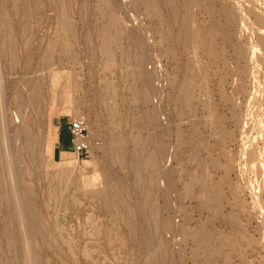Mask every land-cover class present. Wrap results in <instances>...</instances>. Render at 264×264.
<instances>
[{"label": "rangeland", "instance_id": "1", "mask_svg": "<svg viewBox=\"0 0 264 264\" xmlns=\"http://www.w3.org/2000/svg\"><path fill=\"white\" fill-rule=\"evenodd\" d=\"M16 1L0 0V46L7 36L6 29L10 23L17 38L20 54L23 44H21L22 31L19 26L22 19ZM38 1L40 0L31 1L28 6L31 8L28 20L29 32L27 31L29 34L25 35L28 39H34L30 40L34 69L32 68L28 78L33 80L40 73L45 77L42 81L47 85L46 90L47 88L54 90L57 92L56 95L68 92L80 97L78 99L81 103H79L80 113L82 116L84 114L89 124H93L91 129H88V139L91 138L97 149H90V157L83 161H80L74 153H64L61 163L50 157L48 153L53 154L52 145L47 142L50 114L57 113L65 123L75 115L72 109L65 106L61 96L60 98L57 96V100L53 101L48 93L44 94L45 98L48 95L46 99L48 101L44 105L46 111L43 109L42 112V108H38L37 114L35 112L39 127L35 126L33 132L37 143L41 142L39 153L34 162L36 164L31 165L34 169L32 174L28 175L29 177L25 176V179L26 177L29 179L25 180L24 187L29 185L27 187L33 188L34 198L31 197L33 201H30L24 199L25 190L22 189L23 186L21 189L16 186L14 175L9 173L10 175L6 177L5 172L1 170L3 163L9 170L12 161L8 143L5 142L7 139L3 140L4 148L8 151H4V157L0 155V175L2 174L0 176V264H8V262L9 264H175L180 260L184 264H195L191 253L201 240L199 236H211L215 232L216 235L233 232L237 235L238 244L244 250L245 260H248L249 264H264V0H178L177 4H167L166 0H154L149 7L143 3V0H133L136 6L126 0H72L67 4L65 0ZM190 1L194 6L187 11L185 5ZM185 2L186 4H183ZM155 3L162 4L167 24L163 25L160 20L153 17L152 7ZM126 4H129V7ZM175 9L179 10L182 16H187L189 13L192 16L187 22L189 26L187 32L174 20ZM68 15H71L74 23L79 26L76 36L71 34L70 26L66 25ZM133 17H137V20ZM111 19L117 20L121 25L118 27L124 29L121 33L125 30H137L138 26L136 33L140 34L144 43L136 41L137 45L131 44L123 36L124 46L126 44L124 52L115 49L111 58L112 56L107 55L105 51L103 37L98 35L96 30L92 35L94 37L87 41L80 35V26L86 28L91 25L93 28L97 25H105ZM131 20L134 21V25ZM81 22L86 27L82 26ZM168 29L181 34L185 37V41L197 36L200 37V42L198 45L190 43L188 46L181 40L170 39L164 42L161 38L162 33ZM113 30L110 29V32H115ZM139 45H144L143 51L140 50ZM169 48L173 49L175 54H171ZM136 57L146 63L144 70L150 72L158 70V81L154 84L158 85L160 95L154 97L152 104L159 103L161 119L151 124L152 126L144 119L146 106L128 95L131 87L134 86L136 89L140 87L132 76L135 62L138 61ZM201 57L204 59V65L198 63ZM9 63V60L1 57L0 54V73L4 74V80L3 77L0 78V85L3 83V86L8 85L5 88L1 85V128L4 127L3 119L7 113V108L3 112L2 101L6 103L13 86L22 78L19 68L12 70ZM190 63L194 65L193 73L188 69ZM3 67L4 69H1ZM187 78H192L195 86L202 85L207 91L203 96L197 94L199 98L191 107L170 100L173 95L181 94L179 86ZM110 82H116L115 97L112 95V92L115 93L114 90L106 91ZM3 90L5 96L2 95L5 94ZM252 90L256 92L254 100L250 93ZM7 91L10 93L8 94ZM117 93H125L127 102L126 106L118 107L119 112L112 115L110 107L107 109L103 104L108 102L109 106L116 107L114 98L118 97ZM105 96L108 99L104 98ZM95 98L96 104H94ZM85 101L90 102V111L85 106ZM116 102L118 103V98ZM249 107L254 111V116L251 118L246 117ZM91 111L94 114H90ZM38 113L44 114L41 117ZM100 119H103L102 122ZM94 122L97 124L95 125ZM249 122L254 125L252 129L248 128ZM161 127L163 130L158 129ZM146 129H149L147 130L149 133H146ZM113 130L118 136L120 135V140L123 137V141L130 144L135 140H141L144 135L152 136L154 130L158 133L164 132L163 140L168 153L166 159L161 162V169L168 171L169 175L161 179L160 186L164 188L166 186L164 182L171 181L174 187L170 185L173 189L169 194L172 199L175 198L176 206L163 210L162 216L166 220L173 217L172 226L161 224L151 230L147 227L146 216L138 215L141 191L136 180V163L130 161L125 166H119V163L117 165L112 159L106 161V151L114 144H111L110 139ZM0 135L2 139L7 138L4 130ZM19 157L15 160L20 163L27 160L25 155ZM254 160L262 164L261 172L253 170L251 164ZM24 163L22 167L25 166ZM200 167L211 171L213 175L211 183L222 184L221 197L210 201L212 205H219L220 216H217L220 210L200 207L199 197L201 194L205 198L209 197L212 191L211 183L202 189L194 188L192 194L186 193V184L191 183L192 174L197 173ZM73 168L76 170L74 169L70 179L81 178L83 186L79 189L80 192L73 183L70 185V181L66 178L64 179L67 181L66 185L63 180L61 185L59 180L62 173ZM103 171L112 174L109 188L116 187L119 182L127 187V193L130 195L125 193L124 197L117 198L118 200L121 198L123 202L126 198L132 199V204L127 208H121L119 204L122 200L116 199L111 209L108 207L107 209L100 200L92 197V191L104 188V178L101 177ZM66 172L64 175L68 173ZM92 177L93 180H102V183L99 182L101 185L88 186V182L93 181ZM53 186L56 189L53 188L50 193ZM61 186L65 190L63 193ZM31 205L39 208L38 215L35 216L30 212V215L27 214ZM40 219L44 222L43 225L39 223ZM41 228L53 232L52 235L58 237L59 249L62 253L65 251L64 254L60 253L62 257L58 249L52 248L47 243H41L39 240L40 231H43ZM132 231L140 241L136 247L131 243ZM150 232H155L158 241L164 244L161 246L155 244L152 248L146 239ZM12 238L16 241L8 245L7 241ZM225 249L229 253V249ZM230 259L228 264H243L238 254H232ZM216 262L224 264L222 259Z\"/></svg>", "mask_w": 264, "mask_h": 264}, {"label": "bare ground", "instance_id": "2", "mask_svg": "<svg viewBox=\"0 0 264 264\" xmlns=\"http://www.w3.org/2000/svg\"><path fill=\"white\" fill-rule=\"evenodd\" d=\"M31 1L33 0H17L16 1V6L17 8L19 7L20 8V13H19V16L21 17V23H20V29L22 31V37H21V44L22 45V49L20 51V54H19V51H18V46H17V41H16V37L14 36V32H13V28H12V25L9 23H7V29H6V33H7V30H8V33L6 34L5 31H4V35L6 34L7 36L3 39V42L0 46V54H1V57H5L9 60V64L11 65L12 67V70H15L16 67L19 68L20 70V75H22V78L16 82V84L13 86V91L12 93L10 94V96L8 97V100L5 102L2 101L3 103V112H5L6 108V116H5V119H3L4 121V129L1 128V123H0V133L2 130L6 131V137L5 139H2L0 137V155L2 156L4 154V151H8V150H5L4 148V141L7 139V142L8 143V148H9V151H10V155H11V158H12V161H11V166H9V170L6 169V167H4V163H3V166L1 167V170L5 172V176L7 177L8 175H10L9 173H11L12 175H14V179L15 182L17 183V187H20V189L22 188L23 186V190H25V198L24 199H27V200H32L34 197L32 196L33 194V188H30V187H27L29 185H27L26 187H24L25 185V180L29 177L28 175H31L32 172H33V168L31 167V165L33 164H36L34 162H36L37 160V157H38V149H39V145L40 143L38 144L37 143V140H36V136L33 135V132H34V127H39V122L36 120V114H37V109H41L42 112H44L45 110V107L44 105L46 104V100L48 95H50V99L51 100H57V96L60 98H62V100L65 102V106L72 109L73 110V113L75 115V117H77L78 115L81 116V113H80V102L78 101V99H80V97L76 94L75 96L71 95L70 93L68 92H62L59 93L56 95V91L54 90H51L49 88H47L46 90V84L45 82L42 81V79H44V75L43 77L41 76V74L39 72H41L39 70V74H37V76L35 77V79L33 78V80L31 78H28V75H30V72L32 71V57H31V51H32V47H31V41L32 39H28L27 38V34L29 31H28V20H29V15H30V12L29 10L31 8H28L29 4L31 3ZM41 1V0H40ZM38 1V2H40ZM72 0H65V4L67 3H71ZM129 2V4H133V0H126ZM136 1V0H135ZM134 1V2H135ZM154 0H143V3L146 4L147 7H149V5L152 4ZM124 2V1H123ZM167 4H177L178 3V0H166ZM36 3V2H35ZM127 3V2H125ZM39 4V3H38ZM124 4V3H123ZM129 4H126L127 6ZM183 4H186L183 3ZM125 5V6H126ZM135 5V3L133 4ZM137 5V4H136ZM135 5V6H136ZM23 6V7H22ZM43 6V5H42ZM131 6V5H130ZM194 6V3L193 2H189L187 5H185V9H187V11L189 9H191L192 7ZM38 7V6H37ZM129 7V6H128ZM133 7V6H132ZM69 8V7H68ZM153 8V17L160 20L161 23L164 25V24H167V19L165 18L164 14H163V6L161 3H155L154 4V7ZM36 10V9H35ZM135 10V9H134ZM137 10V9H136ZM69 11V9H68ZM61 12V11H60ZM131 12V11H130ZM135 12V11H134ZM138 12V11H137ZM129 13V12H128ZM134 14V13H133ZM128 15V14H127ZM132 15V13H131ZM130 15V16H131ZM136 15V14H135ZM133 15V16H135ZM132 17V16H131ZM192 16L190 15H187V16H182L180 11L179 10H176L175 9V14H174V20L177 21L179 24H181V27L185 29V31L187 32V28L189 27L187 25V22L190 20ZM135 18V17H133ZM66 25L67 26H70V30H71V34L73 36H76L78 34V30L77 28L79 27L78 25H76L74 23V21L72 20L71 18V15H68L66 17ZM85 19V18H84ZM137 20V17L135 18ZM135 19H133L135 21ZM32 20V19H31ZM84 21V20H83ZM133 21V22H134ZM132 22V20H131ZM132 22V23H133ZM83 24V22H81ZM136 24V23H135ZM41 25V24H40ZM121 26L119 24V22L117 20H109L105 25H97L95 27L92 28L91 25H89L90 27H86L84 26V24L82 26L86 27V28H82L80 26V35H82V37H84L87 40L89 39H92V35L94 33V31L96 30L98 35H100L101 37H103L102 40H104L103 42H105V46L104 48L106 49V53H108L107 55H110L112 56V54L114 55V52H115V49H118V50H122V53L124 52L123 50L125 49V46H124V42H123V36H125L127 38V40L131 43V44H136V41L137 42H143L141 40V36H139L140 34H137L136 32L138 31V24L136 25L137 26V30H135V32L131 29V30H125L124 33H121L123 30H121L119 27ZM134 25V23L132 24ZM140 25V23H139ZM30 26V25H29ZM88 26V25H87ZM100 26V27H99ZM135 26V27H136ZM41 27V26H40ZM134 27V26H132ZM110 29H114L115 32H110ZM83 30V32H81ZM113 30V31H114ZM28 31V32H27ZM115 33V34H114ZM29 34V33H28ZM29 37V36H28ZM92 37V38H91ZM162 41L164 42H168L171 40H181L182 42H184L186 44V46H188V44L192 43L193 45L195 44H199L200 42V37H197L195 36V38H191L189 41H185V37H183L181 34H178L176 33L174 30L172 29H168L167 31L163 32L162 33ZM60 39V38H59ZM34 40V39H33ZM32 40V41H33ZM78 40V39H77ZM101 40V39H100ZM59 41V40H58ZM63 41V40H62ZM75 41V40H74ZM92 41V40H91ZM55 42V41H54ZM57 42V41H56ZM60 43V42H59ZM128 44V42H126ZM144 43V42H143ZM142 43V44H143ZM72 44V43H71ZM56 45V44H55ZM104 45V43H103ZM134 45V46H135ZM52 46V45H51ZM140 46V45H139ZM138 46V47H139ZM144 46V45H143ZM143 46L141 45L140 46V50H142ZM20 47V46H19ZM57 47V46H56ZM130 47H133V46H130ZM52 48V47H51ZM20 49V48H19ZM134 49V48H133ZM139 49V48H138ZM46 50V49H45ZM72 50V48H71ZM135 50H136V47H135ZM40 51V50H39ZM131 51V50H130ZM171 52V54H175L174 50L169 48V50ZM52 52V51H51ZM64 52V51H63ZM66 52V51H65ZM117 53V51H116ZM127 53V52H126ZM139 53H142V52H139ZM145 53V52H144ZM137 54V53H135ZM51 55V54H50ZM125 55V53H124ZM131 55V54H130ZM129 55V56H130ZM141 55V54H140ZM138 55V58L139 56ZM149 55V54H148ZM107 57V56H106ZM133 57H134V54H133ZM113 58V56L111 57ZM137 57L136 59L138 61L135 62V67H134V71L132 73V76L136 79L135 81H137L139 83V88L136 89L134 86L130 88V93L128 91V95H130L132 97V99H135L138 100L139 102H141L142 104H144L146 106L145 108V113H143V115L145 114L144 116V119H146L148 121V124L149 125H153L155 124V122H158L160 121L159 119H161V112H160V107H159V103L153 105L152 101L154 99V97L156 98L157 96L159 97L160 93L157 89V86L154 84L155 81H158V70H155L156 71H153V72H150V71H146L144 70V68L146 69V63L141 59L139 60ZM152 58V57H151ZM150 58V59H151ZM129 59H131L129 57ZM134 59V58H133ZM135 61V59H134ZM149 61V60H148ZM147 61V62H148ZM153 61V60H152ZM151 63V61L149 62ZM148 63V64H149ZM198 63L199 65H204V59L203 57H201L200 59H198ZM49 64V63H48ZM147 64V65H148ZM194 65L192 63L189 64V67L188 69L191 70L192 72V69H193ZM38 68V67H37ZM40 68V67H39ZM114 68V67H112ZM128 68V67H127ZM1 69H4L1 68ZM34 69V68H33ZM109 69V68H108ZM148 69V68H147ZM153 70V69H152ZM103 71V70H102ZM109 71V70H108ZM5 73V71H3ZM37 73V72H35ZM94 73V72H93ZM193 73V72H192ZM111 74V73H110ZM122 74V72H121ZM4 74L0 73V78L3 77V80H4ZM6 75V74H5ZM11 76V74H9ZM46 76V75H45ZM51 76V75H50ZM106 76V75H105ZM12 77V76H11ZM30 77V76H29ZM53 78V77H51ZM2 79V78H1ZM74 79H77V78H74ZM80 79V78H79ZM78 79V80H79ZM14 80V79H13ZM35 80V82H34ZM46 81V80H44ZM113 81V80H112ZM126 81V80H125ZM12 82V81H11ZM73 82V81H72ZM105 82H108L107 80H105ZM128 82V81H127ZM126 82V83H127ZM2 83V82H1ZM111 83V82H110ZM116 82H112L111 84H108L107 85V88H106V91H110V90H114L116 88ZM4 84V83H3ZM3 84H1L3 86ZM8 84V83H7ZM74 84V83H73ZM78 84V83H76ZM107 84V83H106ZM118 84V83H117ZM157 84V83H156ZM0 85V96H1V92H2V86ZM10 85H12V83H10ZM137 85V84H136ZM135 85V86H136ZM195 82L193 81L192 78H187L184 80V82L182 83L181 86H179V90H180V95L179 96H175L173 95L170 100L173 101V103L175 102H180L182 105H189L190 107L192 106V104L197 100V98H199V96L197 97L196 95L199 94L200 96H203V95H206L207 91L205 90V88L202 86V85H197L195 86ZM8 86V85H6ZM6 86H3L4 88ZM79 86V85H78ZM65 86H63L64 88ZM74 87V86H73ZM76 87V86H75ZM12 88V86H11ZM77 88V87H76ZM120 88V87H119ZM6 91V89H4ZM3 90V91H4ZM10 90V88H9ZM63 90V89H62ZM77 90V89H75ZM75 90H73L75 92ZM4 91V93H5ZM50 91H51V94H50ZM53 91V92H52ZM103 91H105L103 89ZM102 91V92H103ZM115 91V90H114ZM8 92V91H7ZM73 92V93H74ZM193 92V94H192ZM10 93V91L8 92V94ZM47 95V97L45 98L44 97V94ZM67 93V94H66ZM105 93V92H103ZM109 93V92H108ZM108 93H107V96H108ZM113 94V97H115L114 94H116V91L115 93L112 92ZM251 93V96L254 100V97L256 96V92L254 90H252ZM7 94V95H8ZM118 94V93H117ZM3 96L6 95L5 94H2ZM56 95V96H55ZM104 95V94H102ZM110 95V94H109ZM107 96H105L104 98L108 99ZM111 96V95H110ZM7 97V96H6ZM79 97V98H78ZM58 98V99H59ZM82 98V97H81ZM111 98V97H110ZM117 98H118V103L116 102L117 101ZM130 98V97H129ZM5 99V98H4ZM106 99L104 100L106 102ZM112 99V98H111ZM6 100V99H5ZM94 101V99H92ZM110 100V99H109ZM113 100V99H112ZM92 101V102H93ZM96 98H95V103L96 104ZM114 102L117 104L116 107L114 105V107L112 106H109L108 102H106L105 104V107L108 109L110 107V110H111V113L112 115L116 114L117 112H119V108L120 107H124L126 106V97H125V93L123 94H118V97L116 96V98H114ZM111 101V103H114ZM159 102V101H158ZM52 103V102H51ZM80 103V104H79ZM90 102L88 101H85V106L87 107V109H89V111L91 110V107L89 104ZM103 103V102H102ZM140 103V104H141ZM139 104V105H140ZM112 105V104H111ZM143 105V106H144ZM1 106V107H2ZM44 107V108H43ZM119 107V108H118ZM132 107V106H131ZM142 107V105H141ZM186 107V106H185ZM264 107V106H263ZM186 108H189V107H186ZM44 109V110H43ZM94 109V107H93ZM106 109V110H107ZM185 109V108H184ZM41 110H39L41 112ZM105 110V109H104ZM186 110V109H185ZM38 111V112H39ZM46 111V110H45ZM134 111V110H133ZM36 112V114H35ZM41 112V113H42ZM189 113V111H187ZM195 112V111H194ZM193 112V113H194ZM253 109L252 108H248L247 110V113H246V117L247 118H251L254 116V113H253ZM41 113H38L39 115H41ZM46 113V112H45ZM192 113V114H193ZM196 113V112H195ZM44 114V113H43ZM42 114V115H43ZM90 114H94L91 113ZM89 114V115H90ZM98 114V113H96ZM138 114V113H137ZM140 114V113H139ZM41 115V117H42ZM129 115V114H128ZM38 116V115H37ZM84 116V114H83ZM92 116H95V115H92ZM98 116V115H97ZM101 116V114H100ZM85 117V116H84ZM90 117V116H89ZM99 117V116H98ZM102 117V116H101ZM95 118V117H94ZM100 118V117H99ZM103 118V117H102ZM133 118V117H132ZM97 120H99L98 118H95ZM108 119V118H107ZM143 119V118H142ZM141 119V121H142ZM91 120V119H90ZM103 120V119H102ZM102 120L100 119V121L102 122ZM133 120V119H132ZM168 120V119H167ZM40 121V120H39ZM112 121V120H111ZM134 121V120H133ZM163 121V120H162ZM2 122V123H3ZM89 122V121H88ZM143 122V121H142ZM95 123V122H94ZM106 123V122H104ZM145 123V121H144ZM160 123V122H159ZM158 123V124H159ZM166 123V122H165ZM169 123V122H168ZM97 124V122L95 123V125ZM99 124V122H98ZM102 124V123H101ZM157 124V125H158ZM164 125V123H161V125ZM91 125L93 124H89L88 123V129L90 130L91 129ZM104 125V124H103ZM102 125V126H103ZM109 125V124H108ZM141 125V124H140ZM144 125V124H143ZM146 125V124H145ZM144 125V126H145ZM151 125V126H152ZM156 125V127H157ZM98 127H101L99 125H97ZM113 126V125H112ZM115 126V125H114ZM119 126V125H118ZM253 123L252 122H249L248 123V128L250 127L251 129L253 128ZM106 127V126H105ZM121 127V126H120ZM155 127V128H156ZM108 128V127H107ZM117 128V127H116ZM154 128V129H155ZM164 128V127H163ZM2 129V130H1ZM158 129H162L161 128H158ZM132 130V129H131ZM139 130V129H138ZM143 130V129H142ZM149 130V129H146V131ZM160 130V131H161ZM168 130V128H167ZM91 132V131H90ZM96 132V131H95ZM99 132V131H98ZM114 132V130L112 131ZM150 132H151V129H150ZM146 133H149L148 131ZM41 134V133H40ZM163 134L164 132L161 131V133H158L157 131L154 130L152 136H146L144 135V137L141 139V135H140V139L139 141H134V142H131L130 143H127L126 141L124 142L123 141V137H121L122 139L120 140V135L118 136V133L115 131L114 133H112L110 136V139L112 141L111 144H113L112 147H110L107 151H106V161L108 159H112L113 162H117V165L119 163V166H125L128 164V162L131 161V163L135 162L136 163V173H137V179L138 180V187L140 188V191H141V203H140V211H139V214L140 216H143L145 215L146 216V224H147V227L150 228L151 230L154 229V228H157V226L161 225L163 226V224L165 226H167V224L169 226H172L174 224V218L171 217L170 219H167L166 218L164 219V217L162 216V212H164L163 210H166V209H172L176 206V200L172 199L169 194V191L173 188L170 187L171 185V181L169 182L168 180H166L167 182H164L166 183V186L164 188H162V186H160V181L161 179L164 178V176H168V171L166 170H162L161 169V162L162 160L166 159L167 157V153H168V150H167V146L165 145L164 143V140H163ZM39 135V133H38ZM108 135V134H107ZM122 135V134H121ZM149 135V134H148ZM1 136V135H0ZM173 136V135H172ZM40 137V136H38ZM42 137V136H41ZM40 137V138H41ZM93 137V136H92ZM135 137V136H134ZM109 138V137H108ZM93 139V138H92ZM125 139V138H124ZM171 139V138H170ZM4 140V141H3ZM40 140V139H39ZM129 140V139H128ZM41 141V140H40ZM89 141V145L91 146V149L92 150H95L96 147H94L95 143H93L91 141V138L88 139ZM122 141V142H121ZM170 141V140H169ZM45 144V143H44ZM152 145V146H151ZM6 146V145H5ZM169 147V146H168ZM7 148V149H8ZM97 149V148H96ZM99 149V148H98ZM173 150V149H172ZM8 153V152H7ZM44 153V152H43ZM42 153V154H43ZM25 155V166L23 165V167L21 166L23 164V162H18L16 161V157H19V156H24ZM96 156V155H95ZM4 157V155L2 156ZM1 157V158H2ZM14 158V159H13ZM20 158V157H19ZM18 158V159H19ZM4 159V158H3ZM20 160H23V159H20ZM19 160V161H20ZM27 161V162H26ZM105 161V160H104ZM8 162V161H7ZM32 164H31V163ZM38 162V161H37ZM110 162V161H109ZM108 162V163H109ZM28 163V164H27ZM103 163V161H102ZM105 163V162H104ZM10 164V162H9ZM42 164V163H41ZM110 164V163H109ZM43 165V164H42ZM105 165V164H104ZM252 165V168L254 171H257V172H261V170H263V166L260 162H258L257 160H254L253 163L251 164ZM79 166V165H78ZM116 166V165H114ZM38 168V167H36ZM77 168V167H76ZM75 168H73V170H68L64 175V173H62L63 175H60L59 176V180H60V183L61 181L63 180L64 181V184L66 185V182L67 181H70V185L71 183H73L75 185V187L77 188V190L81 189L83 184L82 182L80 181L79 177L78 178H75L73 179H70V175H72V173L76 170H74ZM123 169V168H122ZM11 170V171H10ZM151 170V171H150ZM200 170V171H199ZM198 170L197 173H193L192 174V179H191V183L189 184H186L185 188H186V193L187 194H192L193 193V190L194 188L196 187H199L200 189H202L205 185L211 183V181L213 180V175L211 173L210 170L208 169H205L204 167H200ZM133 172V171H132ZM105 172L103 171L102 174L103 175L100 176L103 179V183L104 184V188L102 189H98V190H94V192L92 191V197H95L96 199L100 200L103 205L105 206V208H109L111 209L112 205L116 202H114V200H116L117 198H119L120 196H123L124 195H130L127 193L128 189L126 186L120 184L121 182H119L117 184L116 187L114 188H109L110 186V183L112 182V174L111 172L106 174H104ZM134 173V172H133ZM89 174V173H88ZM87 174V175H88ZM97 174V173H96ZM2 175V174H1ZM0 175V176H1ZM57 175V174H56ZM90 175V174H89ZM91 175H93L91 173ZM135 175V176H134ZM133 176L136 177V174H134ZM172 175V174H171ZM25 176H28L26 177L25 179ZM38 176V175H37ZM49 176V175H48ZM52 177V175H50ZM95 176V175H93ZM132 176V174H131ZM32 177V176H31ZM77 177V176H76ZM84 177V176H83ZM90 177V176H89ZM173 177V176H172ZM5 178V177H4ZM34 178V177H33ZM48 178V177H46ZM67 181H65L66 179ZM98 178V177H97ZM2 179V178H1ZM29 179V178H28ZM32 179V178H31ZM56 179V178H55ZM58 179V178H57ZM65 179V180H64ZM83 179V178H82ZM169 179V178H167ZM9 180V179H8ZM49 180V178H48ZM92 180H93V177H92ZM170 180V179H169ZM6 181V180H5ZM27 181V180H26ZM83 181V180H82ZM85 181V180H84ZM102 180H93L92 182H88V186H93V187H98L99 186V182H101ZM7 182V181H6ZM38 182V181H37ZM41 182V181H40ZM50 182H51V179H50ZM34 183V182H33ZM39 183V182H38ZM56 183H58L56 181ZM102 183V182H101ZM2 185H4L3 183H1ZM63 184V185H64ZM72 184V189L74 188V185ZM87 184V183H86ZM120 184V185H119ZM127 184V183H126ZM174 184V183H173ZM7 185V184H6ZM35 185V184H34ZM32 184V186H34ZM37 185V184H36ZM49 185V184H48ZM51 185V184H50ZM49 185V186H50ZM54 185V184H53ZM62 185V183H61ZM64 185V186H65ZM77 185V186H76ZM101 185V184H100ZM56 186V185H55ZM53 186L52 189L49 191L51 193V191H53V188L54 190L56 189V187ZM58 186V185H57ZM60 186V185H59ZM68 186V185H67ZM172 186V185H171ZM211 186H212V191L211 193L209 194V197L205 198L202 194H201V197H199V201H200V207L201 208H207L209 210L213 209V210H220L219 208V205H212L210 203V201H213V200H216L217 198L221 197L222 195V184H213L211 183ZM62 187V186H61ZM60 187V188H61ZM174 187V186H172ZM13 188V187H12ZM51 188V187H50ZM68 188V187H67ZM70 188V186H69ZM75 188V190H76ZM41 189V188H40ZM58 191H59V187H57ZM71 189V188H70ZM69 190V189H68ZM75 190H73L74 192H76ZM131 190V189H130ZM57 191V190H56ZM63 191H65L62 187V193ZM174 191V190H173ZM61 192V190H60ZM71 192V191H69ZM80 192V190H79ZM2 193H3V190H2ZM126 193V194H125ZM131 193V192H130ZM174 193V192H172ZM171 193V194H172ZM7 194V193H6ZM68 194V192H67ZM76 194V193H75ZM4 195V194H3ZM35 195V194H34ZM40 195V194H39ZM43 195V194H42ZM62 195V194H61ZM94 195V196H93ZM73 196V195H72ZM78 196V195H77ZM84 196V195H83ZM140 196V195H139ZM30 199H28V198ZM33 197V198H31ZM71 197V196H70ZM76 197V196H74ZM124 197V196H123ZM5 198V197H4ZM7 198V197H6ZM5 198V199H6ZM68 199V197H66ZM57 199V198H56ZM76 199V198H75ZM79 199V198H77ZM121 199V198H120ZM119 199V200H120ZM3 200V198H2ZM26 200V201H27ZM49 200V199H48ZM61 200V199H60ZM118 200V199H117ZM118 200V201H119ZM122 200V199H121ZM125 201L123 202H120L119 206L121 208H127V206L131 205L132 204V199L130 198H126L124 199ZM33 201V200H32ZM52 201V200H51ZM56 201V200H55ZM99 201V202H100ZM29 202V201H28ZM75 202V201H74ZM10 203V202H9ZM33 203V202H32ZM31 203V204H32ZM35 203V202H34ZM37 203V202H36ZM56 203V202H55ZM24 204V203H23ZM28 204V203H27ZM67 204V203H66ZM71 204V203H70ZM18 205V204H17ZM69 205V204H68ZM118 205V203H117ZM139 205V204H138ZM13 206V205H12ZM115 206V205H114ZM113 206V207H114ZM6 207V206H5ZM9 207V206H8ZM116 207V206H115ZM12 207H10L11 209ZM107 208V209H108ZM133 208V206H132ZM9 209V208H8ZM23 209V207H22ZM39 208H36V205H31V208H30V211L28 210L27 214H29V212L31 214H34L35 216L38 215V210ZM114 209V208H113ZM130 209V208H129ZM134 209V208H133ZM118 210V209H117ZM121 210L119 209L118 212H120ZM127 211V210H126ZM6 212V210H5ZM10 212V211H9ZM25 212V211H24ZM112 212V211H111ZM1 214V213H0ZM221 214V210L219 211V213L217 214V216H220ZM6 215V214H5ZM14 215V214H13ZM30 215V214H29ZM41 215V214H40ZM119 215V214H118ZM164 215V214H163ZM28 216V215H26ZM33 216V215H32ZM4 218V216H2ZM117 217V216H116ZM42 218V216H41ZM136 218V217H134ZM9 219V218H8ZM6 219V220H8ZM133 219V218H132ZM52 220V219H51ZM3 221V220H2ZM131 221V220H130ZM134 221V220H133ZM12 223V222H11ZM14 223V222H13ZM39 223H44L42 221V219L39 220ZM9 224V223H8ZM57 224V223H56ZM126 224V223H125ZM14 225V224H13ZM43 225V224H42ZM48 226V225H47ZM7 229H8V226L6 225ZM44 227V226H43ZM5 228V226H4ZM11 229V228H10ZM34 229V228H33ZM44 230V228H41ZM6 230V229H5ZM133 230V229H132ZM166 230V229H165ZM1 231V230H0ZM9 231V230H8ZM40 231V229H39ZM43 231H40V236H39V240L41 241V243H47L49 244L52 248H55V249H58V252L60 251L59 249V239L58 237L54 234L52 235L53 232L51 231H48L46 230L45 232ZM5 232V231H4ZM212 234V233H210ZM217 233L215 232L214 234H212L211 236L210 235H206V236H199V238L201 239L200 241H198L197 243V246H195V248L193 249V252L191 253V257L192 259L195 261V264H220L219 262H216V260H219V259H222L224 260V264H228L230 257L232 256V254H238L239 255V258H241V262L243 264H249L248 260H245V253H244V250L243 248L240 247V245L238 244V240H237V235L234 234L233 232L232 233H220L218 235H216ZM39 235V234H38ZM70 235V234H69ZM99 235V234H98ZM136 234H133V231H132V238H131V243L133 244L134 247L138 246V244L140 243L139 239L135 236ZM216 236H218L216 238ZM196 237H197V234H196ZM202 237V238H201ZM62 239V238H61ZM149 243L151 244V247L154 248L155 244L156 246L157 245H162L164 244L159 242L158 240V235L155 233V232H150L148 234V238H146ZM16 241L15 238H12V239H9L7 241V244L8 245H11L12 243H14ZM7 245V246H8ZM77 248V247H76ZM225 248H228L229 249V253L226 252V249ZM69 249V248H68ZM62 250V249H61ZM65 252V251H64ZM64 252L62 253V251L59 252V254H64ZM92 252V251H91ZM152 252V250H151ZM206 253V255H205ZM60 254V255H61ZM68 255V254H67ZM204 255V256H203ZM65 256V255H63ZM203 256L202 260L200 259L201 257ZM62 257V255L60 256ZM67 257V256H65ZM71 257V256H70ZM87 257V256H86ZM91 258V257H90ZM68 259V258H66ZM247 259V258H246ZM63 260V259H62ZM66 261V260H65ZM199 261V262H198ZM64 262V261H62ZM67 262V261H66ZM65 262V263H66ZM69 262V261H68ZM9 264V262H8ZM175 264H184V262L182 260L178 261V262H175Z\"/></svg>", "mask_w": 264, "mask_h": 264}, {"label": "crops", "instance_id": "3", "mask_svg": "<svg viewBox=\"0 0 264 264\" xmlns=\"http://www.w3.org/2000/svg\"><path fill=\"white\" fill-rule=\"evenodd\" d=\"M70 122L71 120H68L66 123L62 121L57 113H52L49 117L47 142L52 145L53 154H48L58 163L62 162V155L64 153L76 154L72 144L71 133L69 131Z\"/></svg>", "mask_w": 264, "mask_h": 264}, {"label": "built area", "instance_id": "4", "mask_svg": "<svg viewBox=\"0 0 264 264\" xmlns=\"http://www.w3.org/2000/svg\"><path fill=\"white\" fill-rule=\"evenodd\" d=\"M69 131L72 137V144L75 153L80 161L90 157V145L88 142L89 130L86 117H72L69 124Z\"/></svg>", "mask_w": 264, "mask_h": 264}]
</instances>
